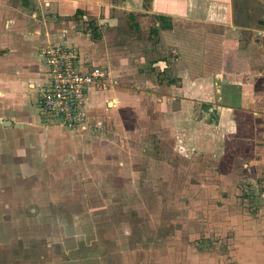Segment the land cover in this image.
<instances>
[{
    "label": "crops",
    "instance_id": "1",
    "mask_svg": "<svg viewBox=\"0 0 264 264\" xmlns=\"http://www.w3.org/2000/svg\"><path fill=\"white\" fill-rule=\"evenodd\" d=\"M58 43L77 52L83 70L106 71L105 82L87 89L74 129L41 115L39 95L48 85L41 49ZM201 86L211 87L213 101L198 96ZM245 116L264 117V0H0V183L26 187L33 179L36 194L54 195L49 188L69 174L77 185L91 181L93 162L95 181L143 179L141 166L160 163L154 149L167 157H184L193 144L201 154L209 147L224 151L216 140L240 137ZM252 123L249 136L264 126ZM255 153L264 162V144ZM10 185L3 195L14 201L5 205L29 207ZM88 186L71 190L91 195ZM95 236L78 244H97ZM126 244L102 256L74 252L67 264H176L162 252L123 251ZM48 256L49 264H59V255Z\"/></svg>",
    "mask_w": 264,
    "mask_h": 264
},
{
    "label": "rangeland",
    "instance_id": "2",
    "mask_svg": "<svg viewBox=\"0 0 264 264\" xmlns=\"http://www.w3.org/2000/svg\"><path fill=\"white\" fill-rule=\"evenodd\" d=\"M244 118L240 137L216 140L223 147L226 145L225 152L218 148L217 153L209 147L201 154L202 148L193 144L184 157L180 153L167 157L161 147L154 149L160 163L136 165L141 166L138 173L143 179L137 175H112L98 182L93 174L95 162L91 163V181L78 184L90 185L91 195L84 194L85 190H80L79 195L78 190H71L78 185L72 182L70 174L62 184L50 185L49 193L54 195L47 196L36 194L39 189L33 187L37 184L33 179L26 181V187L18 185L17 180H3L0 264H49L48 255H59V264H67L70 254L77 251L91 250L99 252V256L120 253V245L125 241L123 251L142 249L146 254L153 251L156 257L162 252L165 257H172L169 263L262 264L259 254L264 247L257 244L264 238V162L263 154L259 153L261 159L256 161L254 155L258 150L263 153L264 126L259 125L263 129L252 136L249 130H254V119L264 124V117ZM14 182L15 195L20 201L31 202L29 207L35 203L37 211H30L28 204L26 209L20 206L21 210L5 205L14 201L3 195ZM56 198L51 204L50 200ZM40 199L46 203L42 207L38 206ZM74 223L82 226L77 229ZM93 224L96 228H92ZM94 235L100 238L97 244H78L80 238L95 241ZM248 240L257 244L246 245ZM238 247L240 255L236 254ZM181 255L185 261H177Z\"/></svg>",
    "mask_w": 264,
    "mask_h": 264
},
{
    "label": "built area",
    "instance_id": "3",
    "mask_svg": "<svg viewBox=\"0 0 264 264\" xmlns=\"http://www.w3.org/2000/svg\"><path fill=\"white\" fill-rule=\"evenodd\" d=\"M48 85L39 95L41 115L45 122H60L68 129L82 121L87 89L105 82L101 67L83 70L77 52L65 43L49 44L41 49Z\"/></svg>",
    "mask_w": 264,
    "mask_h": 264
},
{
    "label": "trees",
    "instance_id": "4",
    "mask_svg": "<svg viewBox=\"0 0 264 264\" xmlns=\"http://www.w3.org/2000/svg\"><path fill=\"white\" fill-rule=\"evenodd\" d=\"M197 91H198L197 92L198 96L203 97L207 101H213V98H211L212 97V89L210 86H209V88L208 87L203 88L201 86V88L197 89ZM225 97H226V95H225ZM226 98H224V100H226Z\"/></svg>",
    "mask_w": 264,
    "mask_h": 264
}]
</instances>
